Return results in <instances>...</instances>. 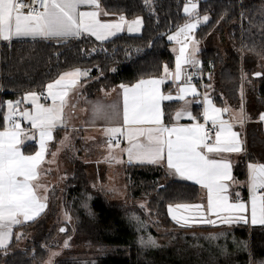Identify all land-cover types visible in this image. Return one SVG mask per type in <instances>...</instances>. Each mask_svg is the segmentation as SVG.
Here are the masks:
<instances>
[{
  "label": "trees",
  "instance_id": "1",
  "mask_svg": "<svg viewBox=\"0 0 264 264\" xmlns=\"http://www.w3.org/2000/svg\"><path fill=\"white\" fill-rule=\"evenodd\" d=\"M102 8L127 18L142 16L139 34H117L107 40L83 34L66 41L27 38L15 39L2 45L0 57V87L3 84L0 127L4 126V113L8 100H15L26 92H40L62 72L77 67H89L92 74L86 78L88 97L103 89L131 85L138 80L161 75L165 65L174 66L167 36L190 17L182 15L189 0H99ZM199 3L193 15L211 14L210 20L196 31V38L206 39L215 32L229 34L225 52L218 47H207L200 53L205 81H214V98L224 104V96L236 99L238 90L245 89L246 79L252 82L254 104L259 113L264 110V73L256 76L259 62L264 56V0H191ZM245 86V87H244ZM164 91L173 89L172 82L164 83ZM222 93V94H221ZM179 101L164 102V119L173 120ZM197 107H194V109ZM63 129L55 131L57 142ZM247 151L234 165V178H247V163H264V130L260 122L253 121L246 131ZM26 151L33 147H25ZM127 179L133 197H150L151 212L167 218L169 204L188 203L202 197L200 185L174 177L165 167L153 164H126ZM84 167L76 169L66 181L65 206L75 218L74 237L88 245L104 247V251L89 264H249L250 260L264 259V225L236 224L227 232V240L213 245L204 236H177L171 243L156 247H143L138 239V224L133 213L142 219L148 216L143 207H132L112 201L104 193L89 185ZM245 196L246 191L244 189ZM233 194V192H232ZM46 214H41L20 229L28 231L38 227L35 241L26 249L18 247L16 239L10 252L2 255L4 264H42L48 255V245L58 233L57 224L47 228ZM70 224V223H67ZM168 227H179L167 219ZM73 229V230H74ZM180 230L183 227H179ZM47 231V233H45ZM69 227L65 236L70 235ZM181 232V231H180ZM45 233V235H44ZM236 235L237 240L232 236ZM44 235V236H43ZM250 240L246 248L243 242ZM200 242L201 244L195 243ZM56 264H81L70 255L62 256Z\"/></svg>",
  "mask_w": 264,
  "mask_h": 264
},
{
  "label": "snow or ice",
  "instance_id": "2",
  "mask_svg": "<svg viewBox=\"0 0 264 264\" xmlns=\"http://www.w3.org/2000/svg\"><path fill=\"white\" fill-rule=\"evenodd\" d=\"M82 5H90L95 11H80ZM190 5V6H189ZM195 3L185 5L184 12L192 17L196 10ZM101 13L98 0H0V40L11 41L13 38L30 37L33 40H59L80 38L83 34L95 36L97 40H105L123 30L127 23L121 16L119 23H103L98 19ZM208 17L204 16L203 21ZM201 23L199 18L186 23L169 40L180 44L174 73L164 68L165 76L179 82L184 75V65H198L195 58L198 49L191 33ZM138 30L141 21L132 22ZM129 31L133 27L129 26ZM193 47L189 50V44ZM86 70L74 69L60 74L59 77L46 85V99L51 105L40 103L41 95L30 92L23 101L31 103V109H20L22 101H9L8 113L4 116L8 127L0 131V248H5L12 237L15 225L35 220L47 207V197L41 198L39 189L44 187L38 183L41 166L45 162L48 142L53 139V132L64 126V108L69 92L80 82L82 76H87ZM257 76L261 73H256ZM179 86L178 94H163L161 85L165 78L141 79L132 86L121 85L123 89V126L108 127L105 134L109 138V148L113 141L118 146L117 135L125 136L129 147L124 149L128 154L129 163L157 164L165 162L172 175L181 179L194 181L207 190L206 211L201 204L169 205V214L176 223L189 226L190 221L196 223H248L250 212L251 224L264 225V194H258L264 189V164H250L249 187L252 192L250 209L244 202L237 199L229 201L227 181L232 180L231 164L224 159H213L211 153L240 152L241 144L238 134L232 130V123L223 119L227 108L215 107L212 101L204 96L203 120L205 123H193L189 126H166L163 123L161 102L165 100H185L187 94L197 95V89L188 82ZM104 114L101 106L95 109V115ZM27 121L34 132H27L22 127L21 120ZM186 115L195 120L190 111L182 109L176 113V118ZM264 120V115L261 116ZM211 122V129L207 127ZM243 109H241V123ZM39 137V150L34 154H24L21 145L25 139ZM110 158L114 159V157ZM46 190V189H45ZM239 197V194H237ZM183 210L191 215L178 216ZM214 215L216 220L208 218ZM61 232L65 229L61 228ZM144 241H142L143 243ZM147 243L154 245L149 238ZM65 242V247H67ZM53 256L58 255L53 253ZM52 264V261H49Z\"/></svg>",
  "mask_w": 264,
  "mask_h": 264
},
{
  "label": "rangeland",
  "instance_id": "3",
  "mask_svg": "<svg viewBox=\"0 0 264 264\" xmlns=\"http://www.w3.org/2000/svg\"><path fill=\"white\" fill-rule=\"evenodd\" d=\"M215 33V45H219L220 49L225 52L224 50H226L227 41L230 40L228 39L230 38L229 34L226 31L221 34L220 32ZM217 35L221 38L217 39ZM86 71L88 72L89 70ZM244 79H246L247 99H251L252 104L254 101L252 98L254 97V93L250 88L252 82L247 74H244L243 80ZM84 85L85 84L82 86L79 85L75 90L74 94L78 99H81L80 90L85 87ZM2 90V93H0L1 100H3L4 86H2ZM30 92L36 91L26 92L23 97ZM36 93L38 94V92ZM9 101L10 100H8L6 104H8ZM78 101V112L76 114H71L70 112L69 118L66 119L65 122L71 124V120H73V122H77L80 126L75 129H63L60 139L52 144L53 148L52 159L49 165L50 168H47V172L43 179V183L46 184L48 189L47 195L41 191L48 198L47 209L42 213L46 214V219L48 221L46 229H52L53 226L57 224L58 233L55 235L54 239H51L48 245L46 244L48 255L42 264H49L50 260L52 261V264H56L58 258L66 255L77 258L81 264H89L94 262L96 257L104 251V247L92 246L85 244L82 241H76L73 236L75 231V218L72 212L65 206L64 192L66 181L79 167L85 168L88 174L89 185L96 191L104 193L112 201L132 207L145 208L148 214L145 219H142L136 213L131 215V218L136 221L139 226L138 239L143 247L167 246V244L171 243L172 238L174 239L180 235L182 238L188 235L196 237L199 235L204 236L209 238L213 245H218L221 238L226 242L228 238L227 232L231 229L230 227L234 225H208L195 222L196 224H193V227L189 228L183 226V229L180 230L179 227L182 226L172 219L168 210L169 206H167L168 216L165 219L158 213L155 215L156 212H151L149 206L150 197H133L130 193L131 186L127 179L128 169L126 164H128L129 159L126 156L127 152L123 151L124 149H127L126 142L122 139L123 136L117 135L118 146L114 140L110 149L109 138L105 134L106 128L118 127L117 124L121 121L119 97L107 96L103 92L92 99L88 98L85 93L83 103H81L80 100ZM42 103L44 102L42 101ZM97 106H101L104 110V114L100 117L95 115V109ZM110 154L114 159L110 158ZM205 197L206 194H204V198ZM201 198H199V200H201ZM204 202H206L205 199ZM247 215L249 214L247 213ZM167 219L174 221L179 227H168L165 224ZM69 227L72 228V232L70 235L65 236ZM61 228L65 229V231L61 232ZM37 231L38 227L32 228L28 231H21L18 247L20 249H26L31 246V242L35 241L33 236L37 235ZM45 233H47V231ZM236 237L235 234L232 236L234 240H237ZM149 238L155 241L154 245L147 243ZM142 241L144 242L142 243ZM65 242H67V247H65ZM240 242H243V245L247 248L250 240H243ZM195 243L201 244L200 242ZM53 253H57L58 255L53 256ZM0 264H4L2 256H0ZM249 264H264V259L250 260Z\"/></svg>",
  "mask_w": 264,
  "mask_h": 264
},
{
  "label": "crops",
  "instance_id": "4",
  "mask_svg": "<svg viewBox=\"0 0 264 264\" xmlns=\"http://www.w3.org/2000/svg\"><path fill=\"white\" fill-rule=\"evenodd\" d=\"M98 2H99V5H100V1L99 0H98ZM79 10L80 11L89 12V11H95L96 9L94 7H92V6H90V5H82ZM100 11H101V13L106 12L102 8L101 5H100ZM106 13H107V15L101 14V15L98 16V19L101 22H103V23H119L120 22L119 18L121 16H123L125 18V20L127 21V23L123 24V30L122 31L117 32L115 35H110L107 39H109V38H111L113 36H116L117 34L119 35V34H123V33H128V34H139V33H141L142 27H143V18H142V16H136L134 18H131V17L127 18L124 15H120V14L116 15V14H113V13H108V12H106ZM204 16L208 17V20L206 22L203 21V17ZM196 18H199L201 20V23L194 30V32L191 33V35L194 36L195 41L198 42V43L195 44V47L198 49V51H196V53H195V58H196V60H198L200 62V53H201V51L203 49H205L207 47H218V48H220L219 45H215V40L214 39L216 37L215 36L216 33L212 34L209 38H206V39H198V38H196V31L198 30V28H200V26L206 24L210 20V18H211V14L210 13H206V14H202V15H199V14L195 15L194 14L185 23H183L181 26L177 27V29H175L174 31L170 32L168 34V36H167V39H168V37L170 35H175L176 32L181 27H183L186 23L194 22V20ZM137 19H139L141 21V24L139 25L138 30H136V26L132 24V22L137 20ZM129 26H132L134 30L133 31H129L128 30ZM93 37H95V36H93ZM27 38H30V37L13 38L11 41L0 40V57H1V52H2V45L9 44L15 39H27ZM218 38L219 37L217 35V39ZM107 39H105V40H107ZM53 40H55L57 42H62V41H59V40H56V39H53ZM102 41H104V40H102ZM168 41H169L170 50H171L172 54L174 55V66L172 68H170L167 65H165V66H167L169 73L171 71H172V73H174L175 64H176V56L178 55L180 44L177 43L174 40H169L168 39ZM192 47H193V45L190 43L189 44V50H191ZM198 65H195V66H198ZM195 66H193V65H184L183 66L184 75L182 76V79L179 82V86H185L186 70L188 69L187 67H195ZM258 67H259V69L256 71V73H261V74H262V72L264 73V56H263L262 60L259 62ZM74 69L89 70V71H88V75L87 76H82L80 78L79 84L74 89H72L69 92V95L67 97V104H66V106L64 108V113H63L64 126H60L56 130H58V129H72V128L75 129V128H78L80 126V124H77V122H73V120H71L72 121L71 124H68V122H65V121H66V119L69 118L70 112H71V114H76L78 112V110H79V105L77 104V102H79L78 100H80L81 103H83V97H84V94L86 93L85 92V87L80 90V98L81 99H78V97L74 93H75L76 88L79 87V85H81V86L83 84L86 85V83H87L86 82V78H88L92 74V69L89 68V67H77V68H73V69H70V70H66V71L62 72L61 74L65 73V72H68V71H72ZM256 73H255V75H256ZM162 77L165 78V82L164 83L172 82L173 86H174L173 89L164 91V88H163L164 83H163L161 85L162 93L165 94V95L172 94L173 97H175L178 94L179 86H178L177 82L173 81L172 79L170 80V78H167L165 76V72L164 71H163V73L161 75L151 76V77L144 78V79H153V78L159 79V78H162ZM137 82H135V83H133L131 85H127V86H132V85L136 84ZM189 84L191 86H194L197 89V95L187 94L186 97H185V100H177V99L170 100V101H179V105L175 108V111L173 113V120L172 121L166 122L165 119H164V110H163L164 109V102L165 101L169 102V100H165V101L161 102V108H162V112H163V118H162L163 119V123L166 126H169V127H172V126H189V125H191L193 123H196V122L205 123L204 120H203V111H204V106H205L204 105V96L205 95H207V97L212 101V103H213V105H215V107L221 108V109L227 108L229 111L224 113L223 119L229 120L232 123V130L238 134V139H239L240 144H241V151L240 152H231V153H211V154H209V156L211 158H213V159H224V160H227V161L230 162L232 180L227 181V184H228V193L227 194L229 195V201L230 202H236L237 199H239V201L244 202L246 205H248L249 209H250V202H251L252 192H251V189L249 187V167L248 166L250 164L260 165V164H264V163L259 162V161H249L247 163V174H246L247 178L244 179V180H238V179L234 178V175H233V173H234V165L240 160V158L242 156H244L246 154V151H247V146H246L247 140H246V134L245 133L247 131V126L250 125L251 122L257 121V122H260L262 124L263 130H264V120H261V116L264 115V110L259 113V107L260 106H256L257 104L253 105L254 102L249 107V110H247L246 103H245V96H244V93H243L244 92L243 88H240L238 90V94H237V98L236 99H234V98L230 99V97L223 95V98H224L225 101H224V104H220L214 98V96H215V94L213 93L214 90H215L214 81L208 82V81H205V79H204V80H201L198 83H195V84L189 83ZM44 90L46 91V88ZM103 92L107 96H117V97H119V105H120V109H121V121H120L119 124H117V126L118 127H122L123 126V89L121 88V85L119 84L118 86H114V87H111V88H108V89H103L100 92H98L96 95H94L93 97H96L98 94H101ZM41 93H42V91L38 92V94H41ZM87 97H88V95H87ZM88 98H92V97H88ZM10 101H14L13 103H15L16 101H22L21 104H20V109L21 110L25 109V108L31 109V107H32L31 104H29L30 103L29 101H23V96L15 99V100H10ZM42 101L44 103H42ZM39 102L42 103V104H45V105H51V103H52L50 99L42 98V96H41V99H40ZM194 107H197V108L194 109ZM183 108L186 109L187 111H190L192 113V116L195 117V120L190 119L186 115L185 116H181L179 119H177L176 118V113L178 111L182 110ZM241 109H243V122L242 123H241ZM7 113H8V108H7V104H6V111L4 113V116H6ZM17 116H19V115H17ZM208 123H210V122H208ZM21 124H22V127L25 129V131L34 132V130H32L30 128L29 123L27 121H24L22 118H21ZM7 127H8V124L4 120V126L0 127V131H3ZM55 131L53 132V139L48 142L47 153H46V156H45V162L41 166V175H40L39 180H38V183L44 186V187L39 189V194H40L41 198H43L45 196V194H43L41 191H43L47 195V190L48 189L46 187V184L43 183V179H44V176H45V174L47 172V168H50L49 165H50V162H51V159H52V148H53L52 144L55 141V139H54ZM122 139H124V141L126 142L127 148H128L129 147V142H128L127 138L125 136H123ZM38 140H39L38 135H37L36 139H25V142L21 145V150L24 152V154H26V155L34 154L36 151H38L39 150ZM27 146L33 147V150L26 151L25 147H27ZM126 156L128 157V154ZM132 162L133 163H137L135 160L132 161ZM137 164H141V163H137ZM143 164H148V163H143ZM153 165H159V166L165 167L169 171V169L167 168L165 162H161V163H157V164H153ZM174 177L181 179L179 176H176V175H174ZM182 180H184V179H182ZM186 181H190V180H186ZM190 182H194V181H190ZM244 189L246 191L245 196H243V194L245 193ZM201 190H202V198H201V200L195 201L194 203H187V204H201V205L204 206L205 211H206L207 195L208 194H207V190L204 189L203 187H201ZM232 192H233V194H232ZM204 194H206L205 198H204ZM237 194H239V197H237ZM258 194H264V189L259 190ZM204 199H205L206 202H204ZM47 201H48V198L46 200V204H47ZM169 205L175 206L177 204H169ZM45 209H47V207ZM45 209H44V211H45ZM43 212H41L40 215ZM248 214H249L248 215L249 216V222L248 223L241 222V223L224 224V223H220L217 220L216 224H208V225H222V224H224V225H236V224H244V225H247V226H253V224H251V222H250V212ZM177 215L178 216H187V215H191V214L189 212H184L183 210H180L179 212H177ZM207 215H208V218H211L213 220L217 219V217L214 216V215H210V214H207ZM39 216H37V217H39ZM31 221H33V220H31ZM31 221L23 222V223H21L19 225H15L13 227L11 240L9 241V243L7 244V246L5 248H0V256L10 252L9 247H10V244L13 241V239H16L17 241H19V237H20L21 231H23L22 229H20L21 225H23L25 223H28V222L30 223ZM193 224H196V223L190 221L189 226H187V227H189V228L193 227ZM255 225H260V224H255Z\"/></svg>",
  "mask_w": 264,
  "mask_h": 264
},
{
  "label": "built area",
  "instance_id": "5",
  "mask_svg": "<svg viewBox=\"0 0 264 264\" xmlns=\"http://www.w3.org/2000/svg\"><path fill=\"white\" fill-rule=\"evenodd\" d=\"M200 1V0H198ZM197 2V1H196ZM188 69L186 70V77L187 76H191V80L189 81V83H192V84H195V83H198L200 82L201 80H204V75L203 73L200 71L199 67L198 66H195V67H187ZM2 86L0 87V93H2ZM42 95V98H45L46 95H47V92L45 90L42 91L41 93ZM2 100L0 99V114H1V110H2ZM17 119H20L21 118L19 116H17ZM207 127L209 129H211V122L207 124Z\"/></svg>",
  "mask_w": 264,
  "mask_h": 264
},
{
  "label": "water",
  "instance_id": "6",
  "mask_svg": "<svg viewBox=\"0 0 264 264\" xmlns=\"http://www.w3.org/2000/svg\"><path fill=\"white\" fill-rule=\"evenodd\" d=\"M188 3H189V2L185 3L184 6H183V9H182V15H184V16H188V15L184 12V7H185V5L188 4ZM191 3H195V4L197 5L196 9H198V7H199V3H198V2H196V1H191ZM189 6H190V5H189ZM199 67H201V62H199ZM170 73H172V71H171ZM170 80H171V79H170ZM132 163H133V162L129 163V161H128V164H129V165L132 164Z\"/></svg>",
  "mask_w": 264,
  "mask_h": 264
}]
</instances>
